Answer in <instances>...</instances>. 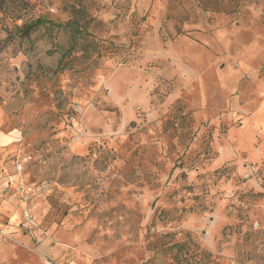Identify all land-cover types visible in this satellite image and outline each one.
Instances as JSON below:
<instances>
[{
  "label": "rangeland",
  "instance_id": "1",
  "mask_svg": "<svg viewBox=\"0 0 264 264\" xmlns=\"http://www.w3.org/2000/svg\"><path fill=\"white\" fill-rule=\"evenodd\" d=\"M0 264H264V0H7Z\"/></svg>",
  "mask_w": 264,
  "mask_h": 264
},
{
  "label": "trees",
  "instance_id": "2",
  "mask_svg": "<svg viewBox=\"0 0 264 264\" xmlns=\"http://www.w3.org/2000/svg\"><path fill=\"white\" fill-rule=\"evenodd\" d=\"M7 0H0V7L3 8ZM21 16H16V20H19ZM55 25L51 19L39 16L34 19L26 20L20 24L14 23L12 31H16L21 37H29L34 31L38 30L42 26ZM59 24H57L58 26ZM67 27L70 28L73 39H78L79 35L83 32L81 22L78 18H74L71 22H68Z\"/></svg>",
  "mask_w": 264,
  "mask_h": 264
}]
</instances>
